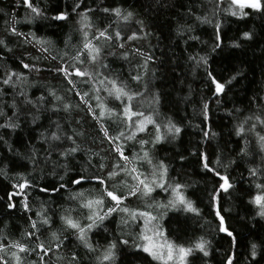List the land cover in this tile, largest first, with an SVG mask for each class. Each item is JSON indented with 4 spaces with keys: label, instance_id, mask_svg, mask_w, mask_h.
<instances>
[{
    "label": "snow or ice",
    "instance_id": "6c2138e0",
    "mask_svg": "<svg viewBox=\"0 0 264 264\" xmlns=\"http://www.w3.org/2000/svg\"><path fill=\"white\" fill-rule=\"evenodd\" d=\"M210 3L213 5L210 10L212 16L217 12H225L240 19L256 13L264 16V0H227V7H223L225 0H210ZM19 6H23L26 11L22 20H18L15 14L5 13L0 9V13L11 16L10 21L5 23L4 31L7 36L17 38L21 47L31 46L39 55L20 52L17 57L14 49L9 47L7 39L0 38V52L5 53L0 55V61L5 65L0 70V93H5L2 86H6L14 93L10 104L4 102V107L11 110V115L0 108V118L3 120L0 129L16 132L22 123L43 127L40 121L41 117L45 116L49 126L39 133V141L46 145L43 148V156L41 157L34 147L27 156L33 170L43 172L41 164L46 166L52 162L53 154L67 161L69 158L74 159L76 154L82 151L78 141L83 137V132L71 128L69 120L62 124L60 119L53 120L51 117L60 113L71 116L72 112L77 110L86 111L102 133L101 142L107 141L110 151L114 152L118 159L111 165L106 175L103 174L106 167L103 163L104 158L100 157L101 163L98 165L100 175L77 174L68 182H64L69 172L67 166L53 162L54 168L50 174L55 175L57 166L64 169V174L59 176L61 183L51 187H39L40 192L59 193L61 190H68V183L82 188L85 182L93 180L100 188L69 190L67 199L73 203L68 207H62L59 213L50 212L44 203H41L39 210L35 212L36 219L28 216V227L21 232L20 239H8L0 230V264H50L52 257H55L57 264H81L82 258L75 250L67 256L59 255L60 249L70 245L74 249L83 248L92 256L93 264H118L121 257L127 258V264H135L141 253L146 254L157 264H195L197 254L208 257L212 243L210 240L200 236L187 243H178L169 238L167 229L161 223L168 210L193 213L196 216H200V210L185 194L188 185L175 180L169 182V166L162 159L155 158L157 146L177 139L183 129L171 118H161L157 107H152L146 112L140 103L146 94L151 95L152 105L158 106L160 103V93H150L149 78L150 66L156 63L157 57L138 46L139 41L151 35L145 31L144 21L137 19L134 9L118 5L106 6L103 0L93 8L85 3V0H73L71 11L67 8L58 9L51 17L54 21L64 22L73 14L77 17L74 30L79 35L78 42L73 44L69 35L63 41V49H60L52 40L38 36L34 31L25 33L18 29L17 26L20 24L32 25L37 20L48 19L45 10L34 3V0H17V7ZM97 12L104 18L103 23L99 18H94ZM195 20L201 24L213 22L207 15L196 16ZM132 25L136 27L133 28ZM215 29L214 36L217 42L213 51L221 46L219 22L215 24ZM192 30L190 26L186 29L185 25L178 23V35L182 36L185 31ZM253 38V32L243 33L244 40ZM188 39L198 40L199 37L190 35ZM233 47L238 48L240 44L235 43ZM8 60H15L20 70L8 68ZM117 60L127 65L126 73L123 68L117 70L111 66ZM41 61H56V65L42 68L38 66ZM196 64L205 66L208 80L213 86L212 95L219 104V97L226 95L228 86L236 76L227 80L217 79L208 70L207 57H199ZM42 71H50L61 76L68 85L65 91L77 96L79 103L73 105L53 88H47L46 93L35 99L30 98L27 89L33 85L29 83V76ZM151 78H155L154 71H151ZM81 85H86L87 90H82ZM250 104H256L258 107L250 114L235 117L237 122L233 132L239 138L236 156L251 165L246 169L247 177L243 174L240 177L242 183L247 182L254 190V194L249 192L250 198L247 203L256 209V216L264 219V96L254 97ZM208 109V103H204L202 114L205 121L209 119ZM234 111L241 113V109ZM107 122L118 124L119 130L115 135H112L105 126ZM201 132L204 141L214 139L217 135L209 125H205ZM129 141H135L139 145V151L126 154ZM0 142L8 143L4 135H0ZM9 151L14 150L9 147ZM92 155L99 156V153ZM256 157L259 158V163ZM180 159L183 160L184 157L181 156ZM199 162L206 172L218 178L217 184L208 195L218 220L217 231L223 233L229 240V250L222 264H239L236 253L232 251L238 243L237 234L227 225L224 215L231 209L223 207L220 198L222 192L230 194L235 190L236 185L230 178L228 169L236 165L237 160L227 158L222 161L217 156L214 162H210L208 154L200 152ZM89 165L94 166L91 165V157ZM145 167L147 171L143 170ZM219 168L224 169L223 174ZM0 175L7 176L6 170L0 168ZM12 187L21 191L9 193L5 202L6 207L10 210L15 209L13 197L23 193L20 208L25 213H31L32 208L24 190L37 186L21 174L19 182ZM157 189L169 193L167 203L153 199V193ZM133 198L143 201L144 207L142 209L130 207L127 202ZM114 215L119 217L116 225L117 236L101 246L98 241H93V235L100 231L107 232L105 222ZM53 217H57L58 227L54 226L57 221H54ZM134 227L136 234L130 242L126 236L131 234ZM124 229L128 232L126 233ZM33 255L37 257L36 260L30 259ZM261 262H264V242L260 245L253 242L249 246L248 264Z\"/></svg>",
    "mask_w": 264,
    "mask_h": 264
},
{
    "label": "trees",
    "instance_id": "16d2710c",
    "mask_svg": "<svg viewBox=\"0 0 264 264\" xmlns=\"http://www.w3.org/2000/svg\"><path fill=\"white\" fill-rule=\"evenodd\" d=\"M34 3L45 10L48 19L37 20L32 25L20 24L17 26L20 31L25 33L34 31L38 36L52 40L60 49H63V41L69 35L72 37L73 44L78 42L79 35L74 30L77 17L74 14L66 22L51 19L58 9L67 8L71 11L73 0H34ZM85 3L95 8L100 4V0H85ZM103 4L134 9L137 19L144 21L145 31L150 32L151 35L139 41L138 46L157 57L156 63L150 66L149 78L151 80L150 93L159 92L160 103L158 106L152 105L150 94H146L140 103L146 112L152 107H157L161 118H171L183 129L177 139L157 146L155 158L162 159L169 166V182L175 180L188 185L185 194L200 210V216L168 210L161 223L167 229L169 238L178 243H187L196 237L203 236L212 242L210 255L205 258L197 254L195 264H222L229 250V240L223 233L217 231L218 220L214 215L208 195L217 184L218 178L202 168L199 154L206 152L210 162H214L217 156L222 161L235 158L237 164L228 169L230 178L235 182V190H232L230 194L222 192L220 198L222 206L231 209L230 212L224 213L225 220L230 229H234L237 234L238 243L232 251L236 253V260L239 264H248L250 244L254 242L260 245L264 242V219L256 216V209L247 203L250 198L249 192L254 194V190L247 182L242 183L240 177L241 174L247 177L246 169L251 165L236 156L239 138L234 135L233 128L237 122L235 117L250 114L258 107L256 104H250V101L256 96H264V16L256 13L240 19L225 12H217L215 16H212L210 10L213 5L210 0H103ZM223 7H227V0ZM0 9H3L5 13L15 14L18 20H22L26 15L23 6L17 7V0H0ZM189 9H191V14H189ZM205 15L212 19L211 24H201L195 20L196 16ZM94 18H99L103 23L104 18L99 12L95 13ZM10 19V15L0 13V38L7 39L9 47L14 49L17 57L20 52L39 55L31 46L21 47L17 38L7 36L4 27L6 21ZM217 22L220 23L221 46L213 51L217 42L214 36ZM178 23L185 25L186 29L190 26L193 30L185 31L182 36L178 35ZM132 27L136 26L132 25ZM246 31L254 33L252 40L243 39V33ZM190 35L198 36L199 39L189 40ZM235 43H239L240 47H233ZM0 55H5V53L0 52ZM199 57H207L208 70L217 79L227 80L236 76V79L228 86L226 95L219 97V104L212 95L213 86L208 80L205 66L196 64ZM55 65L56 61H41L38 64L42 68L55 67ZM4 66V62L0 61V70ZM111 66L117 70L123 68L125 73L127 71V65L123 61L117 60ZM7 67L14 71L20 70L15 60H8ZM151 71L155 72L154 79L151 78ZM237 73L241 74L237 75ZM29 83L33 85L27 89L30 98L35 99L42 93H46L47 88H53L73 105L79 103L77 96L65 91L68 85L63 78L53 72L32 73L29 76ZM2 87L5 88V93H0L2 96L0 108L11 115V110L4 107V102L10 104L14 93L6 86ZM80 87L82 90H87L86 85ZM204 103L209 105L207 121L204 120L202 114ZM234 109H241V113H236ZM230 112L232 115H229ZM51 118L60 119L62 124H65V120H69L71 128L83 132V137L78 141L82 151L78 152L74 159L69 158L67 161L53 154L52 162L46 166L41 164L43 172L34 171L27 156L31 154L33 147L38 150L41 157L43 156V148L46 145H42L39 141V133L49 126L48 119L45 116L41 117L40 123L43 127L22 123L21 128L16 132L0 129V135H4L8 141L7 144L0 142V168L5 169L7 173V176L0 175V230L8 239L21 238V232L28 227V216L31 215L33 219H36L35 212L39 210L41 203H44L50 212L59 213L62 207H68L73 203L67 199L69 190H98L100 188V185L93 180L85 182L82 188L68 183V190H61L59 193L40 192L39 187H51L61 183L59 176L64 174V169L57 166L55 175L50 174L54 168L53 162L57 165H66L69 169L64 182L70 181L77 174L100 175L98 168L101 163L100 157L104 158L103 163L106 165L103 170L104 175L107 174L111 165L117 162L116 154L110 151L107 141L101 142L102 133L86 111H73L71 116L60 113ZM2 122L0 118V123ZM205 125H209L212 131L217 133L214 139L203 140L201 129ZM105 126L109 128L112 135L119 130L116 123L107 122ZM9 147L14 151H9ZM133 151H139V145L135 141H129L126 154L130 155ZM193 152L196 154L193 155ZM92 153H99V156H94ZM181 156L184 157L183 160L180 159ZM89 157H91V165L94 166L89 165ZM256 159L259 163V158L256 157ZM213 166H215L214 163ZM143 170L148 169L145 167ZM218 170L224 173L223 168ZM21 174L37 186L24 190L27 192L28 203L32 208L31 213H25L20 208L23 193L13 197V202L16 203L15 209L10 210L6 207L5 202L8 200L9 193L21 191L12 187L13 184L19 182ZM169 198V193L159 189L153 193V199L157 202L167 203ZM127 203L130 207L141 209L144 207L143 201L135 198ZM53 219L57 221V217ZM118 221L119 217L115 215L106 221L108 231L95 233L93 241H98L103 246L109 239H114L118 232L116 227ZM54 226H59L58 221ZM124 231L128 232L127 229ZM135 234L136 228L134 227L126 238L131 242ZM73 250L82 258L81 264H93L92 256L83 248L74 249L70 245L60 249L59 255L67 256ZM30 259L36 260L37 257L33 255ZM50 264H57L55 257L51 258ZM118 264H127V258L121 257ZM135 264H157V262L141 253Z\"/></svg>",
    "mask_w": 264,
    "mask_h": 264
}]
</instances>
